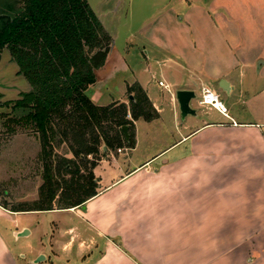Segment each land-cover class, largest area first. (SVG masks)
Returning a JSON list of instances; mask_svg holds the SVG:
<instances>
[{
    "label": "crops",
    "instance_id": "0c3cea01",
    "mask_svg": "<svg viewBox=\"0 0 264 264\" xmlns=\"http://www.w3.org/2000/svg\"><path fill=\"white\" fill-rule=\"evenodd\" d=\"M101 1L110 2L103 15L88 5L112 44L87 95L101 107L128 105L136 84L158 118L134 122L133 149L100 158L97 195L82 206L12 212L0 203V264H35L39 256L38 264H176L182 256L185 264H264V0ZM5 60L19 89L10 99L0 91V114L30 90ZM204 88L219 96L225 115L198 104ZM178 90L195 92L196 117L180 119ZM143 134L172 139L133 162ZM125 152V160L114 157ZM112 157L109 180L97 168ZM36 197L23 192L19 200ZM44 215L52 218L47 229ZM130 222L137 226L128 230Z\"/></svg>",
    "mask_w": 264,
    "mask_h": 264
},
{
    "label": "trees",
    "instance_id": "16d2710c",
    "mask_svg": "<svg viewBox=\"0 0 264 264\" xmlns=\"http://www.w3.org/2000/svg\"><path fill=\"white\" fill-rule=\"evenodd\" d=\"M111 44L112 38L86 0H21L19 8L0 14V58L8 53L18 75L30 86L17 100L5 103L9 111L0 114V123L3 120L7 135H15L18 129L35 134L42 164L37 200L10 211L82 206L97 195L93 169L100 161L99 153L133 149L134 122L158 118L136 84L128 88L132 96L128 105L101 107L88 97L87 90L96 82L95 72L104 65ZM56 142L69 143L85 175L74 159L55 160Z\"/></svg>",
    "mask_w": 264,
    "mask_h": 264
},
{
    "label": "rangeland",
    "instance_id": "374dc122",
    "mask_svg": "<svg viewBox=\"0 0 264 264\" xmlns=\"http://www.w3.org/2000/svg\"><path fill=\"white\" fill-rule=\"evenodd\" d=\"M87 3H89L91 6H96L95 10L100 14L103 15L106 14L108 10V6L110 2H102L97 4L98 0H86ZM96 4V5H95ZM21 6V0H0V14L2 13H9L14 8H19ZM91 8V7H90ZM93 11V10H92ZM103 17V16H102ZM118 18V16H117ZM111 19V15H108V20ZM139 20V19H138ZM138 20L131 21V27H133L136 23L138 24ZM116 26H120L122 28L123 21L121 23H118L116 21ZM128 26V25H127ZM129 27V26H128ZM126 27L125 29L127 30ZM9 57V54L4 52L2 57L0 58V69H2V79L0 80V91H3L5 93V96L10 99L12 93L19 89L17 81L15 80V72L12 71V68H10V65L8 62H6L5 59ZM6 64V65H5ZM5 65V66H4ZM104 66V65H103ZM102 66V67H103ZM100 69V68H99ZM98 69V70H99ZM199 95V92H197ZM107 99H102L100 101L101 104H106ZM195 107L200 111H204L207 109L206 107H198L196 103ZM6 108V106L4 107ZM2 123H0V203L5 205L8 209H11L13 207H16L17 205H20L21 203H24V201H20V195L23 192H28L32 196L37 195L36 200L38 198V190L39 187L42 185V164L38 160L39 152H40V143L35 134L29 131L24 130H17L16 134H19L17 138L18 142L17 144L13 142L10 147V141L12 140V135H7L5 132L6 130L3 128V120H1ZM171 131H175L178 135L179 128H176L174 130L173 125L171 126ZM174 133V132H173ZM15 134V135H16ZM11 136V137H10ZM153 136V135H152ZM148 137L146 134L142 135L140 146L137 149V152L134 154L136 155L133 160V162L136 161V159L144 158L153 153V151L161 148L165 142H168L171 140L170 138H157L156 137ZM176 137V136H175ZM20 139V140H19ZM55 160L58 161L59 158L65 157L67 159H74L76 163L80 167L81 174H86V169L84 165H82L77 159L73 157V154L69 150V143H62L59 144L56 142L55 144ZM114 151V150H113ZM117 150H115L116 152ZM109 153V152H108ZM126 154H129L128 152L123 153V155H116L115 158H119V162L122 160L127 159ZM102 152L99 153V159L100 157H105ZM112 157L104 164L100 165L97 168L98 172H101L106 178L113 179L114 176H111L109 174L110 171H113V169L116 168L115 158ZM92 159V158H89ZM16 163V169H13L12 165H15ZM131 162V164H133ZM129 166L127 165L126 169ZM35 200V201H36ZM33 202V201H32ZM31 201H28L27 203H32ZM152 214V213H150ZM152 216H154L152 214ZM44 218V224L42 226H45V228H49V224L51 221V216L44 215L42 219ZM58 218V217H55ZM151 218V217H149ZM148 218V219H149ZM153 221H156L155 218H151ZM48 222V225H47ZM157 223L162 222L156 221ZM163 225V224H162ZM134 226H137L136 222H130L128 224L127 229L131 230ZM95 243V242H94ZM118 243V242H117ZM80 246L87 247L86 243L80 242ZM94 253L99 254L100 251L97 249L94 251ZM166 252H164L165 255ZM173 257H171L172 259ZM185 257H179L176 260H178V263L176 264H185L184 262ZM165 260L161 261L160 264H168V262H164ZM180 261V262H179ZM170 264H174L171 262Z\"/></svg>",
    "mask_w": 264,
    "mask_h": 264
},
{
    "label": "water",
    "instance_id": "95a60500",
    "mask_svg": "<svg viewBox=\"0 0 264 264\" xmlns=\"http://www.w3.org/2000/svg\"><path fill=\"white\" fill-rule=\"evenodd\" d=\"M220 88L223 91H228L229 87L226 81L222 80L219 83ZM175 100L177 103V108L179 112L180 119L183 121L186 119V117H196L197 116V110L194 109L191 106V103L197 100V95L192 90H178L174 94ZM132 99V96H129V100ZM122 131L124 134L125 139H128V128L126 126L122 127ZM102 151L105 152L106 148L103 147ZM28 234L27 230H23L22 232L17 234V238H23ZM44 257L39 256L37 260L34 262L35 264H38L39 262L43 261Z\"/></svg>",
    "mask_w": 264,
    "mask_h": 264
},
{
    "label": "built area",
    "instance_id": "2783aa9c",
    "mask_svg": "<svg viewBox=\"0 0 264 264\" xmlns=\"http://www.w3.org/2000/svg\"><path fill=\"white\" fill-rule=\"evenodd\" d=\"M159 86H163L162 82L158 83ZM198 104L200 106H209L214 109H216L221 115L226 114V107L222 104V102L219 99V96L210 89H202L200 97L198 99ZM128 118L130 116L128 115ZM118 152H120V149H118Z\"/></svg>",
    "mask_w": 264,
    "mask_h": 264
}]
</instances>
